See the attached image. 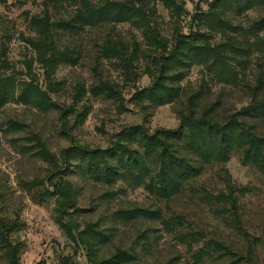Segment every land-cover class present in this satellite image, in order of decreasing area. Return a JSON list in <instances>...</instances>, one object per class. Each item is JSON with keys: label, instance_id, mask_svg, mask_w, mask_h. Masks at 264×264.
Instances as JSON below:
<instances>
[{"label": "rangeland", "instance_id": "obj_1", "mask_svg": "<svg viewBox=\"0 0 264 264\" xmlns=\"http://www.w3.org/2000/svg\"><path fill=\"white\" fill-rule=\"evenodd\" d=\"M261 103L264 0H0V264H264Z\"/></svg>", "mask_w": 264, "mask_h": 264}, {"label": "trees", "instance_id": "obj_2", "mask_svg": "<svg viewBox=\"0 0 264 264\" xmlns=\"http://www.w3.org/2000/svg\"><path fill=\"white\" fill-rule=\"evenodd\" d=\"M256 106H257V109H258V106H259L260 109H264V103L258 104V105H256ZM258 110H259V109H258ZM258 110H257V111H258ZM260 111H261V110H260ZM134 129H136V132H138V131L140 130V128H138V127H134ZM137 130H138V131H137ZM143 138H145L146 140L152 139V137H147L146 135H143ZM154 139H155V138H154ZM156 140H157V139H156ZM157 141H158L157 144H159V145H161V146L167 144V142L164 143V141H163L161 138H158ZM159 145H158V146H159ZM162 164H163V162H162ZM163 167H167V169H170L171 171H173L174 174H180V175H182V174L187 173V172H185V168H183L179 163H169L168 165L163 164ZM172 169H173V170H172ZM160 172L165 173V170H164V171H160ZM170 180L173 181V179H170ZM173 182H174V181H173Z\"/></svg>", "mask_w": 264, "mask_h": 264}]
</instances>
